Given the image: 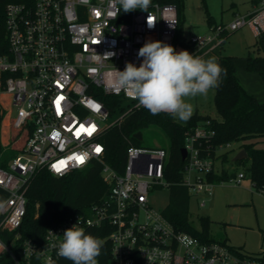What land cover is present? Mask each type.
<instances>
[{
  "label": "built area",
  "instance_id": "2783aa9c",
  "mask_svg": "<svg viewBox=\"0 0 264 264\" xmlns=\"http://www.w3.org/2000/svg\"><path fill=\"white\" fill-rule=\"evenodd\" d=\"M245 26L263 35L264 0L230 25L191 36L189 42L197 48L218 47L226 32ZM178 27L174 5L150 4L145 11L128 13L118 0H35L31 5L6 6L0 94L9 97L15 110L8 126L29 128L30 135L8 168H0V188L8 193L0 205V258L8 255L15 264H32L36 259L41 264H58L63 232L77 224L85 231L104 225L112 228L105 239L112 247L106 264H264V248L248 255L223 242H200L178 232L161 211L152 208L151 189L170 185L165 180L166 149L130 146L120 170L105 162L104 132L141 108L118 86L117 70L123 71L129 62L138 67L142 62L138 51L147 41L173 46ZM95 89L125 101L126 112L106 128L102 124L112 115L92 95ZM0 108L11 115L1 100ZM216 135L213 119L186 134L182 183L190 194H212L215 182L210 176L216 171V161L232 150L233 142L215 143ZM77 157H83V162ZM92 162L102 165L103 180L110 187L108 197L89 215L74 214L50 228L43 245L22 239L19 230L33 178L42 170L63 177ZM233 179L240 184L246 174L240 172ZM254 186L264 195V186ZM4 232L13 234L8 246L1 238ZM16 242L18 252L13 249Z\"/></svg>",
  "mask_w": 264,
  "mask_h": 264
},
{
  "label": "trees",
  "instance_id": "16d2710c",
  "mask_svg": "<svg viewBox=\"0 0 264 264\" xmlns=\"http://www.w3.org/2000/svg\"><path fill=\"white\" fill-rule=\"evenodd\" d=\"M35 0H0V43L6 46L5 8L9 3H23L31 5ZM150 4L174 5L177 7L179 27L173 41V46H181L188 52L194 53L198 48L192 45L182 33L184 19V0H150ZM262 38V36H257ZM225 42V40H224ZM223 42V43H224ZM256 44L258 52L264 51L263 40ZM219 65L226 70L221 76L219 86L215 88L214 104L218 119L214 118L216 130L215 143L244 142L242 150L247 152V159L251 161V179L256 186H264V102H260L249 94L237 78L236 58L229 55L218 57ZM246 68L249 72L258 73L264 81V53L263 55H249L246 58ZM94 97L102 101L111 115L126 112L125 101L120 96L106 95L100 89L91 92ZM5 112L0 108V168L7 169L10 162L23 150L30 135L29 128L16 130L10 128L12 136L8 146L2 142L1 122ZM209 116L198 113L191 115L186 121H180L173 116L160 113L151 114L144 108L134 109L122 121L107 129L102 137L106 146L105 162L113 168L120 170L126 163L127 150L130 146L141 147V142L135 135L156 126L164 131L170 140L168 163L165 171V180L170 183V200L163 210V215L172 223L178 232L188 233L200 242L209 243L215 240L209 236V221L201 218L202 229H197L190 222L189 202L190 191L183 185L185 161L182 160L181 151L185 145L186 134L206 120ZM223 164L228 161L225 153L219 158ZM234 177V176H233ZM230 177L223 167L216 169L210 176L213 182L221 183ZM110 187L102 177V165L92 162L87 168L74 170L66 176L56 177L47 170L40 171L31 181L26 193V215L19 230L22 239H31L43 245L47 231L60 224L67 217L74 214L91 213L94 206L101 204L109 195ZM8 197V193L0 188V205ZM91 234L103 242L101 254L97 257L99 264H106L111 258V244L105 239L112 232V228L102 226L87 229ZM1 238L8 246L11 244L13 234L2 233ZM20 247L16 242L14 250ZM235 248V247H234ZM0 264H15L8 255L0 258ZM32 264H41L34 260ZM58 264H71L61 258Z\"/></svg>",
  "mask_w": 264,
  "mask_h": 264
},
{
  "label": "rangeland",
  "instance_id": "374dc122",
  "mask_svg": "<svg viewBox=\"0 0 264 264\" xmlns=\"http://www.w3.org/2000/svg\"><path fill=\"white\" fill-rule=\"evenodd\" d=\"M260 0H184V19L182 21V33L189 40L193 35L211 32L216 27L230 25L237 16L244 15L252 10ZM225 42L217 50L216 54L229 55L236 58L237 78L243 88L260 102H264V81L258 73L249 72L246 68V58L251 55H263L261 49L258 52L256 44L263 40L257 38L250 26H245L236 32H226ZM199 49V48H198ZM197 49V50H198ZM177 52L186 50L181 46L175 48ZM196 50V51H197ZM195 51V52H196ZM193 54V53H191ZM215 90L209 91L207 96L189 98L188 102L193 107V113H206L219 120L215 104ZM9 97L0 94V100L11 112L5 114L1 122L2 142L8 146L11 141L10 127L11 117L15 110L8 103ZM133 105V104H131ZM122 115L110 116L102 124L103 128L109 127L121 119ZM142 147L164 148L169 150L170 140L162 129L151 126L142 132ZM244 142H233L229 151L228 161L223 164L216 161V169L223 167L229 175V179L221 183L215 182L210 196L205 194H190L189 214L190 222L197 229H202L200 219L209 221V236L211 239L223 242L229 246L240 249L248 255H257L264 248V195L260 194L251 179V161L244 159L234 162L235 156L242 150ZM257 147H264L259 143ZM246 174L240 184L234 181L236 174ZM170 200V190L167 187L154 186L150 191L149 202L152 208L163 212Z\"/></svg>",
  "mask_w": 264,
  "mask_h": 264
},
{
  "label": "clouds",
  "instance_id": "9594fccd",
  "mask_svg": "<svg viewBox=\"0 0 264 264\" xmlns=\"http://www.w3.org/2000/svg\"><path fill=\"white\" fill-rule=\"evenodd\" d=\"M123 12L145 11L150 0H118ZM142 62L117 70L118 86L153 115L166 113L180 121L191 118L189 98L207 96L219 86L225 71L214 58L207 60L187 50L177 52L162 41H147L138 51ZM103 242L77 224L64 230L57 254L71 264H98ZM49 264H53L52 261Z\"/></svg>",
  "mask_w": 264,
  "mask_h": 264
},
{
  "label": "crops",
  "instance_id": "0c3cea01",
  "mask_svg": "<svg viewBox=\"0 0 264 264\" xmlns=\"http://www.w3.org/2000/svg\"><path fill=\"white\" fill-rule=\"evenodd\" d=\"M210 33V32H209ZM209 33H205V34H209ZM205 34H198V35H205ZM194 36V35H193ZM222 46V45H221ZM221 46H218V47H214V44H210V45H207L203 48H199L196 52L193 53V55H197V56H200L202 57L203 59L207 60L209 58H214L215 61L217 62L218 61V57L221 55L220 53L219 54H216L217 53V50L221 47ZM215 90V88H214ZM198 113V112H196ZM199 115H202V116H209L207 115L206 113H198ZM193 115V114H192ZM211 117V116H209ZM213 118V117H211Z\"/></svg>",
  "mask_w": 264,
  "mask_h": 264
},
{
  "label": "water",
  "instance_id": "95a60500",
  "mask_svg": "<svg viewBox=\"0 0 264 264\" xmlns=\"http://www.w3.org/2000/svg\"><path fill=\"white\" fill-rule=\"evenodd\" d=\"M135 138L139 141H142L143 137L141 133H138L135 135ZM182 160H185L186 158V150L183 148L181 151ZM244 159H247V152L245 150H241L234 158V162L242 161Z\"/></svg>",
  "mask_w": 264,
  "mask_h": 264
},
{
  "label": "snow or ice",
  "instance_id": "6c2138e0",
  "mask_svg": "<svg viewBox=\"0 0 264 264\" xmlns=\"http://www.w3.org/2000/svg\"><path fill=\"white\" fill-rule=\"evenodd\" d=\"M97 151H99V149H97ZM77 160H78V162L82 163L83 162V157H77ZM61 163H63V162H61ZM57 170L59 171L61 169L58 168Z\"/></svg>",
  "mask_w": 264,
  "mask_h": 264
}]
</instances>
